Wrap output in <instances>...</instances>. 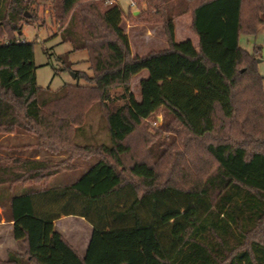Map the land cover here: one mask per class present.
<instances>
[{"label":"trees","instance_id":"16d2710c","mask_svg":"<svg viewBox=\"0 0 264 264\" xmlns=\"http://www.w3.org/2000/svg\"><path fill=\"white\" fill-rule=\"evenodd\" d=\"M36 1L0 0V208L26 248L0 264H264V76L240 40L264 28V0H145L135 18L159 21L169 46L142 56L119 0H53L62 42L92 71L56 91L38 85L34 42L18 36ZM188 12L199 48L176 40ZM95 104L108 141L87 132ZM159 114L171 139L136 151ZM67 215L93 227L84 257L56 228Z\"/></svg>","mask_w":264,"mask_h":264},{"label":"rangeland","instance_id":"374dc122","mask_svg":"<svg viewBox=\"0 0 264 264\" xmlns=\"http://www.w3.org/2000/svg\"><path fill=\"white\" fill-rule=\"evenodd\" d=\"M136 2V1H135ZM148 1H143L141 5L138 7L132 3V0H119V4L124 12H126L125 18L122 22V27H124L125 31H127L132 47V43L134 47L138 49L139 41L142 37H145L146 33L150 35L148 40L149 47L152 50L163 49L168 46L165 44V36L164 29L162 24L159 21L145 22L142 21L138 23L136 16H138L141 9L150 10ZM53 5V0H37L35 3L30 4V8L26 10L27 16L23 17V20L20 22V26L22 27V33L18 32V36L23 40L31 43L34 42L35 46V55L34 61L36 62V77L37 82L40 87L43 89H48L56 91L65 83H81L85 84L86 80L84 78L74 77L71 73L85 71L88 75H92V71L90 70V64L85 59L88 54L85 50H79L78 52H71L72 45L70 42H62L61 37L59 35L60 29L58 28V24L53 19L51 8ZM133 10H138L139 13H132ZM175 26L176 31L178 33L179 40H187L192 38L194 34L191 26V12L188 14H184L175 18ZM6 40V37H3ZM194 39V38H193ZM241 45L248 49L249 51H253L255 48L259 51V71L264 76V28H262L258 33L252 35L242 34L240 37ZM132 41V42H131ZM138 42V43H137ZM143 45V44H142ZM141 45V47H142ZM150 49V50H151ZM149 50V51H150ZM148 51V52H149ZM65 53H68L69 60L74 62L71 67L65 68V62L59 59L60 56H63ZM147 70H142L141 73L138 74L137 77H133L131 81V90L134 92L135 96L140 99L141 98V90H140V78L143 76L146 77ZM77 75V73H76ZM264 87V82H263ZM93 108L90 110L87 118V132L95 133L99 136V139L108 141L105 131L101 128L102 120H101V110L100 107L95 104L92 106ZM160 113V112H159ZM149 123L148 127L145 126L144 130L140 132V134L136 137L139 141L146 140L144 144L140 146L138 140L136 147V151L144 150L146 145H154L157 143L160 138L171 139V135L168 131L158 130L160 124L163 122L161 118V114H159L158 121H154L150 119L147 121ZM141 139V140H140ZM67 154L54 155L56 158H66ZM46 158L48 154L45 152ZM98 156H94L88 159H82L80 157H76L73 161L76 165L74 169L66 170V172L59 174L51 178L50 183H55L58 181H69L79 177L83 170L86 169L90 164L97 161ZM126 161V163H129ZM0 208V218L6 219L5 212ZM86 223L82 221V219H63L59 222L58 227L65 231V234L69 239L73 238L74 240L79 236H81V231L83 224ZM71 227V228H70ZM2 240L0 241V255L5 259L9 254L8 251L17 252L19 250H23L25 248V244L23 242H19L14 239V237L10 234L6 227L1 231ZM18 253V252H17ZM1 260V259H0ZM3 261V260H2Z\"/></svg>","mask_w":264,"mask_h":264},{"label":"crops","instance_id":"0c3cea01","mask_svg":"<svg viewBox=\"0 0 264 264\" xmlns=\"http://www.w3.org/2000/svg\"><path fill=\"white\" fill-rule=\"evenodd\" d=\"M136 12V11H135ZM134 12V13H135ZM191 21H192V15H191ZM164 34V33H163ZM195 35H193L192 36V41L194 42V44H195V46H196V48H199V44H200V41H199V37H198V35L196 34V33H194ZM164 36H165V34H164ZM150 37V35L148 34V33H146V35H145V37H142V39L139 41V47H138V49H136L135 47H134V44L132 43V53H133V55H139V56H142V55H145V54H147L148 53V51L151 49V48H149V49H147L146 47H149V45L147 46L146 44H148L147 42H148V40H147V38H149ZM194 38V39H193ZM165 39H166V36H165ZM176 40L177 41H181V40H179V38H178V33H177V31H176ZM132 42V41H131ZM163 42H165V44H168V46H169V42H167V40H165V41H163ZM138 43V42H137ZM143 44V45H142ZM141 45H142V47H141ZM167 46V47H168ZM167 47H165V48H167ZM150 51H152V49L150 50ZM149 51V52H150ZM143 70H147V69H143ZM141 73V72H140ZM147 73H148V70H147ZM139 74V73H138ZM138 74H136L134 77H137L138 76ZM149 74H147L146 75V77L148 76ZM144 78V76L142 77V78H140V82H141V80ZM140 82H139V84H140ZM74 219V218H78V219H82V221H84V222H86V223H84L83 224V226H82V231H81V236L79 237H77L75 240L73 239V238H71V239H69V237H67V235L65 234V231L63 230V229H60L59 227H58V224H59V222L61 221V220H63V219ZM55 225H56V228L60 231V233L62 234V235H64V237L67 239V241H69L70 242V244L74 247V249L75 250H77L78 251V253L80 254V256L81 257H84V255L87 253V248H88V246H89V244H90V241H91V239H92V232H93V227H92V225L86 220V218H81V217H77V216H73V215H67V216H63V217H61V218H59L58 220H56L55 221ZM4 227H6L7 229H8V231L10 232V234L13 236V228H14V222L13 221H9V220H6L5 218L4 219H0V241L2 240V236H1V231L3 230V228ZM71 228V227H70ZM14 237V236H13ZM14 239H15V237H14ZM21 241V240H20ZM19 241V242H20ZM21 242H23V241H21ZM25 249L26 248H24L23 250H19V251H17L18 253H24L25 252ZM13 251V250H12ZM7 256L9 255L8 253L6 254ZM8 258V257H7ZM7 258H3L2 257V255H0V259L1 260H3V261H5V260H7Z\"/></svg>","mask_w":264,"mask_h":264},{"label":"water","instance_id":"95a60500","mask_svg":"<svg viewBox=\"0 0 264 264\" xmlns=\"http://www.w3.org/2000/svg\"><path fill=\"white\" fill-rule=\"evenodd\" d=\"M135 13H137V14H138V13H139V11H136ZM71 74H72L74 77H76V73L72 72Z\"/></svg>","mask_w":264,"mask_h":264}]
</instances>
